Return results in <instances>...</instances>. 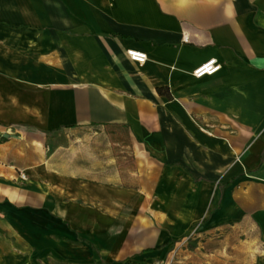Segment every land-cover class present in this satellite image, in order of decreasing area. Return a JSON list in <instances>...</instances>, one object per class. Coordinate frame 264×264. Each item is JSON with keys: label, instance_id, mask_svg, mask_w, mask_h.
<instances>
[{"label": "crops", "instance_id": "0c3cea01", "mask_svg": "<svg viewBox=\"0 0 264 264\" xmlns=\"http://www.w3.org/2000/svg\"><path fill=\"white\" fill-rule=\"evenodd\" d=\"M224 228L264 264V0H0V264Z\"/></svg>", "mask_w": 264, "mask_h": 264}, {"label": "rangeland", "instance_id": "374dc122", "mask_svg": "<svg viewBox=\"0 0 264 264\" xmlns=\"http://www.w3.org/2000/svg\"><path fill=\"white\" fill-rule=\"evenodd\" d=\"M255 238L253 230L232 228L192 233L165 250L140 258L134 259V253L123 247L121 252L110 253L109 261L103 264H254L257 246L251 242Z\"/></svg>", "mask_w": 264, "mask_h": 264}, {"label": "built area", "instance_id": "2783aa9c", "mask_svg": "<svg viewBox=\"0 0 264 264\" xmlns=\"http://www.w3.org/2000/svg\"><path fill=\"white\" fill-rule=\"evenodd\" d=\"M128 55L130 59L136 63L144 64L147 60V54L137 50L128 51ZM222 68V65L216 60L212 59L207 63L201 65L194 71V76L196 78H202L205 76H212L219 72ZM20 177L22 179H27V175L25 173L20 172Z\"/></svg>", "mask_w": 264, "mask_h": 264}]
</instances>
